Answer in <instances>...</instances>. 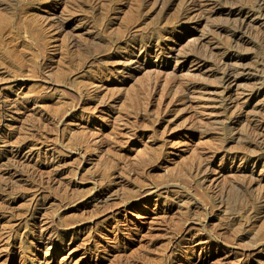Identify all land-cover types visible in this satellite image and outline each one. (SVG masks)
<instances>
[{"label":"rangeland","instance_id":"374dc122","mask_svg":"<svg viewBox=\"0 0 264 264\" xmlns=\"http://www.w3.org/2000/svg\"><path fill=\"white\" fill-rule=\"evenodd\" d=\"M254 2L0 0V264H264Z\"/></svg>","mask_w":264,"mask_h":264},{"label":"bare ground","instance_id":"6f19581e","mask_svg":"<svg viewBox=\"0 0 264 264\" xmlns=\"http://www.w3.org/2000/svg\"><path fill=\"white\" fill-rule=\"evenodd\" d=\"M199 1V0H198ZM251 1V0H250ZM157 2V1H156ZM182 3L184 4V7L185 8H187V11L185 12L184 11V13H186V15H188V13H190L191 12V9H193V11H195L196 9H199L200 8V6L199 7H197L198 5H196V0H182ZM250 3V2H249ZM248 3V4H249ZM247 4V5H248ZM182 5V4H181ZM158 6V5H157ZM250 6H251V4H250ZM203 7V6H202ZM181 8H182V6H181ZM184 8V9H185ZM183 9V10H184ZM190 9V10H189ZM215 9V8H214ZM249 9V8H248ZM154 10V9H153ZM152 10V11H153ZM201 11V10H200ZM204 11V10H203ZM210 11H211V9H210ZM213 12V11H212ZM195 13V12H194ZM210 13V12H209ZM203 14H204V12H203ZM211 14V13H210ZM245 17H244V19L240 22L241 24H240V26H239V29H241L243 32H247L248 31V28H250V26L247 24V22H246V17H251V16H257V15H263L264 16V0H256V2H254V3H252V6H251V8L247 11V12H245ZM202 15V14H201ZM193 16V15H192ZM186 17H188V16H186ZM190 17V16H189ZM196 17V16H195ZM202 17V16H201ZM194 19V18H193ZM252 27V26H251ZM237 29V28H236ZM235 29V30H236ZM238 29V30H239ZM131 33V32H130ZM237 33V32H236ZM242 33V32H241ZM128 35H129V33H128ZM134 35V34H133ZM132 39V38H131ZM128 40V39H127ZM128 42V41H127ZM140 42V41H139ZM129 43V42H128ZM141 43V42H140ZM123 44V43H122ZM129 45V44H128ZM148 45V44H147ZM135 46V45H134ZM145 46V45H144ZM147 47V46H146ZM145 47V48H146ZM140 51H141V49H140ZM158 54V53H157ZM161 56V55H160ZM168 56H170V57H173V53H170V55H168ZM176 56V55H175ZM162 57V56H161ZM177 57V56H176ZM157 58H158V56H157ZM109 59V58H108ZM175 59H177V58H175ZM179 59V58H178ZM162 60V59H161ZM200 60V59H199ZM204 60V59H203ZM178 61V60H177ZM176 61V62H177ZM180 61V60H179ZM196 61H197V59H196ZM224 63V62H223ZM200 64V63H199ZM226 72V71H225ZM234 72V71H233ZM235 74H237V73H235ZM238 75V74H237ZM236 77L233 75V73H232V70H231V73L229 72V73H227L226 72V75H225V81L228 83V85H229V92H228V97L229 98H231L232 100H234V99H236L235 97H234V95H236V92H237V90H235L234 89V86H236ZM238 81V80H237ZM238 95V94H237ZM83 102V101H82ZM257 139V138H256ZM255 140V139H254ZM262 140V139H261ZM257 144H258V142H257ZM262 144H264V139H263V141L262 142H260L259 143V145H262ZM237 155V154H236ZM261 157V156H260ZM245 158V157H244ZM257 159V158H256ZM256 161V160H255ZM255 164V163H254ZM197 168H199V167H197ZM201 169V168H200ZM199 169V170H200ZM207 169V168H206ZM203 170V169H202ZM192 171V170H191ZM194 173H196V172H194ZM197 173H198V171H197ZM200 174H203V173H200ZM197 175V174H196ZM200 180V179H199ZM4 186H6V184L4 185ZM154 188H155V186H154ZM157 188V187H156ZM38 193V192H37ZM261 194H264V193H261ZM31 197V196H30ZM23 199V198H22ZM27 199V198H26ZM32 199V198H31ZM31 199H29V200H31ZM33 200H34V198H33ZM67 200V199H66ZM28 201V200H27ZM28 202H30V201H28ZM59 202V201H58ZM33 203V202H32ZM62 203V202H61ZM60 203V204H61ZM68 203V202H67ZM66 203V204H67ZM30 204V203H29ZM62 205V204H61ZM59 206V205H58ZM67 206V205H66ZM28 209V208H27ZM36 210V209H35ZM29 211V210H28ZM32 211V210H31ZM29 213V212H28ZM27 215V214H26ZM36 215V214H35ZM58 216V215H57ZM58 218V217H57ZM59 220L61 219V218H58ZM58 220V221H59ZM53 221V220H52ZM61 222V221H60ZM53 223H55V222H52V224ZM58 224V223H57ZM49 225V224H48ZM51 225V224H50ZM49 225V226H50ZM59 225V224H58ZM58 225H57V227H58ZM47 226V225H46ZM45 227V226H44ZM53 227H55L54 225H53ZM65 227H67V226H65ZM46 228V227H45ZM56 228V227H55ZM46 231H48V230H46ZM52 231V230H51ZM56 231H58V230H56ZM49 235V234H48ZM50 236V235H49ZM52 236H54V235H52ZM19 237V236H18ZM61 237V236H60ZM42 238V237H41ZM63 238V237H62ZM56 239V238H55ZM44 240V239H43ZM52 242V241H51ZM44 243L43 242H41V244L40 245H43ZM53 244V243H52ZM47 252H48V250H46Z\"/></svg>","mask_w":264,"mask_h":264}]
</instances>
